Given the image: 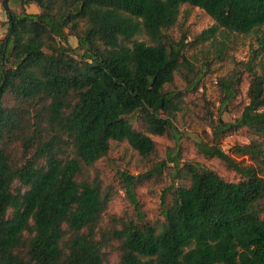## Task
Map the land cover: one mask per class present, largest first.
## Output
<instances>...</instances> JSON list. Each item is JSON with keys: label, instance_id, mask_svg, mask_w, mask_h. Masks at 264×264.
I'll use <instances>...</instances> for the list:
<instances>
[{"label": "trees", "instance_id": "1", "mask_svg": "<svg viewBox=\"0 0 264 264\" xmlns=\"http://www.w3.org/2000/svg\"><path fill=\"white\" fill-rule=\"evenodd\" d=\"M8 1L0 38V264H103L101 249L111 239L119 264H264V0H16L37 13L12 12ZM182 5L213 21L191 42L166 35ZM237 36H252L256 46L215 80L211 138L195 147L239 179L184 163L189 183L172 191L156 229L146 223L135 187L168 164L179 170L178 156L167 153L145 175L119 173L136 219L100 228L112 188L98 176H77L106 157L112 142L147 160L156 151L151 136L177 139L173 121L186 95ZM190 48L198 53L187 55ZM244 74L248 102L226 122ZM7 94L15 103L10 110ZM243 128L253 139L225 153L221 138ZM12 138L22 145L17 162L4 149ZM16 181L21 188L14 191Z\"/></svg>", "mask_w": 264, "mask_h": 264}, {"label": "rangeland", "instance_id": "2", "mask_svg": "<svg viewBox=\"0 0 264 264\" xmlns=\"http://www.w3.org/2000/svg\"><path fill=\"white\" fill-rule=\"evenodd\" d=\"M5 0H0V38L6 32V10L3 7ZM8 10L19 13L24 9L27 12H38L34 5L22 8L16 0L7 2ZM213 21L210 17L194 6L182 5L178 22L175 27L166 32L174 40H179L183 35L187 36V42H191L193 37L203 30L210 28ZM139 40L145 41V38L138 36ZM70 46H76V39L73 36L68 37ZM252 36H237L232 38L229 50H226L224 58L221 61L210 63V72L206 74L204 80L195 93L186 95L181 110L176 114L174 126L177 130V139L171 135L151 136L155 142V154L149 159H142L125 142H112L108 155L100 159L94 166H85L77 176V181L93 180L98 176L103 188L107 186L112 188L111 200L109 201L105 212L102 213L99 226L102 229L108 228L113 222L117 227L128 220H135L136 216L132 205L130 204L119 173H125L129 176L145 175L152 172V166L167 156V153H174L180 161L179 170L176 171L172 164L159 175L146 177L136 184L135 192L138 201L141 204L145 221L154 228L164 221L162 212L164 208L171 204V193L179 186H187L189 181L185 176L182 166L184 163L197 164L202 167L215 171L218 175L227 181H237L239 176L228 170L223 163L216 158H205L198 154L195 143L203 140L209 141L211 131L207 127V116L209 112H215L218 107L217 91L215 80L231 71L237 62H246L251 55V48L255 47ZM79 53V52H78ZM77 53V54H78ZM198 53L197 50L189 49L187 55ZM202 64V59L198 63ZM208 70V66L207 69ZM212 71V72H211ZM250 78L244 74L239 85L237 98L229 105L227 112L224 113L226 122H233L241 113L243 107L248 102L246 91ZM179 86H182L180 84ZM4 107L8 110L15 106L14 100L10 94L4 98ZM136 129L139 126L134 123ZM253 139V136L247 129L243 128L231 132L221 138L220 147L227 153L232 154L236 145L246 144ZM5 153L10 162H17L22 156L21 142L15 139H7L4 143ZM34 147L29 152V157L33 155ZM39 165L42 160H39ZM173 176H175L173 178ZM264 180V175L262 176ZM21 188L19 182H14V191ZM11 211H7V216ZM65 229L66 225L62 224ZM30 234L25 233L24 238H29ZM96 239H100V232H97ZM103 264H119V249L116 240H108L101 249Z\"/></svg>", "mask_w": 264, "mask_h": 264}, {"label": "crops", "instance_id": "3", "mask_svg": "<svg viewBox=\"0 0 264 264\" xmlns=\"http://www.w3.org/2000/svg\"><path fill=\"white\" fill-rule=\"evenodd\" d=\"M30 6H32V5H30ZM35 6V5H34ZM31 13H37V12H31Z\"/></svg>", "mask_w": 264, "mask_h": 264}]
</instances>
